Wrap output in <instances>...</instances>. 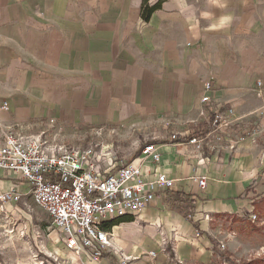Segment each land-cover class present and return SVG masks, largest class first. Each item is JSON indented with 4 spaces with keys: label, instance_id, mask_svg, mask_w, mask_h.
<instances>
[{
    "label": "crops",
    "instance_id": "1",
    "mask_svg": "<svg viewBox=\"0 0 264 264\" xmlns=\"http://www.w3.org/2000/svg\"><path fill=\"white\" fill-rule=\"evenodd\" d=\"M207 81L212 100L201 103ZM228 109L264 123V0H0V141L7 132L49 139L54 120L59 143L73 148H87L102 129L119 163L136 161L147 144L158 148L152 171L174 188L137 220L111 224L134 264H151V251L153 264H171L160 233L178 239L184 264H211V227L264 199V133L250 136L253 126L236 151L173 145ZM202 176L204 190L194 181ZM12 177L0 170V194ZM57 246L52 252L73 260Z\"/></svg>",
    "mask_w": 264,
    "mask_h": 264
},
{
    "label": "built area",
    "instance_id": "2",
    "mask_svg": "<svg viewBox=\"0 0 264 264\" xmlns=\"http://www.w3.org/2000/svg\"><path fill=\"white\" fill-rule=\"evenodd\" d=\"M257 87L261 93V82ZM203 90L200 102L210 103L212 82H205ZM244 120L245 117H236L234 110L228 109L210 117L207 128L199 135L173 145L185 146L200 155L225 149L236 151L242 137L264 133L263 125H252ZM49 124L55 130L49 139L45 134H4L0 141V170L12 174L15 182L9 191L0 194V203L18 205L22 202L26 207L23 198L31 196L50 220L45 237L55 232L60 244L73 257L70 260L55 252L47 253L48 260L39 264H134L138 257L126 256L117 246L111 224L123 218L137 220L161 193L174 188L173 180L152 171L151 166L161 161L158 148L147 144L136 161L123 164L116 154L106 153L101 148L80 149L60 144L61 129L54 127V120ZM194 181L201 190L207 187L206 176L196 177ZM21 184L26 185L24 193L20 191ZM252 216L256 218L253 213ZM149 225L160 229L157 224ZM160 235L159 247L169 263L184 264L176 256L178 239L168 238L164 233ZM220 246L223 245L220 243ZM145 256L151 264L157 258L153 251Z\"/></svg>",
    "mask_w": 264,
    "mask_h": 264
},
{
    "label": "rangeland",
    "instance_id": "3",
    "mask_svg": "<svg viewBox=\"0 0 264 264\" xmlns=\"http://www.w3.org/2000/svg\"><path fill=\"white\" fill-rule=\"evenodd\" d=\"M92 134L93 142L87 148L103 150L110 146L107 152L114 153L116 143H112L111 150V142L106 140L102 129ZM23 202L27 203L26 207L22 202L0 203V264L44 263L48 260L46 254L57 247L59 239L55 232L45 237V228L50 224L47 214L34 204L31 196H25ZM257 206L258 210L252 211L255 219L252 213L222 217L211 227L217 254L211 264H264V204Z\"/></svg>",
    "mask_w": 264,
    "mask_h": 264
},
{
    "label": "trees",
    "instance_id": "4",
    "mask_svg": "<svg viewBox=\"0 0 264 264\" xmlns=\"http://www.w3.org/2000/svg\"><path fill=\"white\" fill-rule=\"evenodd\" d=\"M150 12H151V9H148L147 7H145V9L143 10V19H145V20H147L148 19V17H149V15H150ZM259 203H263L264 204V199L263 200H261ZM258 205V204H257ZM255 206L254 207V210H253V212H256L257 210H258V206ZM247 215V214H246ZM122 220V219H121ZM118 221V223L117 224H119V223H121V222H125V221ZM130 220H132V219H130ZM129 220V221H130ZM116 224V223H115Z\"/></svg>",
    "mask_w": 264,
    "mask_h": 264
},
{
    "label": "bare ground",
    "instance_id": "5",
    "mask_svg": "<svg viewBox=\"0 0 264 264\" xmlns=\"http://www.w3.org/2000/svg\"><path fill=\"white\" fill-rule=\"evenodd\" d=\"M58 244L61 246L59 241H58ZM57 248H59V247L57 246ZM57 248H56V250H54L55 252H59V249H57Z\"/></svg>",
    "mask_w": 264,
    "mask_h": 264
}]
</instances>
